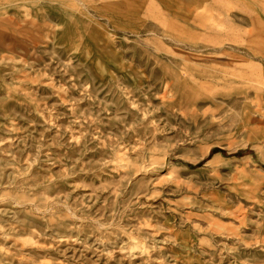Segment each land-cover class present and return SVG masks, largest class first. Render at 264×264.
Listing matches in <instances>:
<instances>
[{
  "label": "rangeland",
  "instance_id": "rangeland-1",
  "mask_svg": "<svg viewBox=\"0 0 264 264\" xmlns=\"http://www.w3.org/2000/svg\"><path fill=\"white\" fill-rule=\"evenodd\" d=\"M0 264H264V0H0Z\"/></svg>",
  "mask_w": 264,
  "mask_h": 264
}]
</instances>
